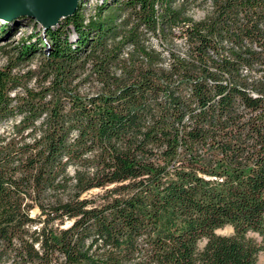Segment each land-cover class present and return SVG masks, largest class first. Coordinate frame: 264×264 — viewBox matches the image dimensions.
I'll return each instance as SVG.
<instances>
[{"label": "trees", "instance_id": "trees-1", "mask_svg": "<svg viewBox=\"0 0 264 264\" xmlns=\"http://www.w3.org/2000/svg\"><path fill=\"white\" fill-rule=\"evenodd\" d=\"M80 1L0 67V123L19 116L0 133V261L255 264L262 247L247 233L264 235V0H127L120 23L122 2L102 1L84 21ZM195 4L207 6L200 18L188 12ZM140 25L165 39L178 30L187 51L167 45L165 62ZM37 52L48 82L28 87L13 68ZM89 59L101 89L85 95L72 78ZM70 180L73 192L58 197ZM95 186L103 193L80 197ZM226 225L231 234L216 233Z\"/></svg>", "mask_w": 264, "mask_h": 264}, {"label": "rangeland", "instance_id": "rangeland-1", "mask_svg": "<svg viewBox=\"0 0 264 264\" xmlns=\"http://www.w3.org/2000/svg\"><path fill=\"white\" fill-rule=\"evenodd\" d=\"M102 1H105V0H81L80 1V4L83 6L84 21H86L90 15H94V13H96L97 5ZM106 1L122 2V4H120L119 6L121 8L117 9L119 11L118 12L119 16H117L116 18L117 23H120L122 18L130 16V10L128 8H125V5H124V1H127V0H106ZM206 7H207L206 4H204L203 6H197L196 4L191 5L190 8L188 9V12L194 18H200L204 14V9H206ZM62 19L63 18L61 17L58 20V22L54 25L62 23L61 21ZM0 23H5L6 25V30L0 36V46H1L0 48V67H3L9 64V61L11 59L13 60V57L15 56V53H16L14 46L19 43L21 38L25 37L30 32H34L35 30H39L40 28H43V27L41 23L36 21L34 18L28 17V16L22 17L20 15L11 16L10 18H7V19L0 17ZM67 30H69L70 39L73 40L75 38V33L73 31L72 26L68 25ZM138 31H140L141 36L145 40L146 44L154 47L157 50L163 51V57L165 59V62L168 61V57H167L168 55L165 50L167 45H169L171 48L181 53H184L187 51V42L185 41L183 36L179 35L178 30H176V32L173 34L166 35V39L165 37L160 36V35H155L150 31L146 32L145 28L141 25L139 26ZM146 37L148 38L145 39ZM117 39L118 38H116L115 41ZM44 41H46V38H44ZM127 49H128L127 47H124V51L121 55H126L125 51ZM42 60H43L42 53L37 52L30 58L20 62L16 67L13 68V72L19 76L22 83L26 84L28 87L37 88L39 87V85H41L40 83L48 82V80H45V82L43 80L44 71L40 68ZM111 68L116 69V62L115 64H112ZM116 71L119 72L118 69H116ZM73 77L74 78H72V84H75L77 86L76 88L77 91H79L82 94H85V95L92 94L101 89V83L99 79H97L95 65L91 62L90 59L84 62V64L77 67L76 73L74 74ZM18 89L22 91V88H18ZM18 117L19 116L17 115L15 117H12L10 119H7L1 122L0 123V133H4V134L11 133L12 123ZM67 172L68 174H73L74 167L71 165L68 166ZM73 182H74L73 180L68 181L67 184L64 185L63 189H60L58 193H56V195L58 197L65 198L66 196H68V194H71L73 192V186H72ZM103 191L104 189H101V187H98V186L91 187V189L83 192L80 197L95 198L98 195L102 194ZM53 195H50L49 198L53 199L54 198ZM38 210L39 209L37 207L32 208L31 215L32 216L36 215ZM69 223L70 221L66 220L61 225V227H65L69 225ZM232 231H233L232 227L229 225L216 229V233L226 234V235L231 234ZM247 236L254 238L255 241L262 247V249L259 251L257 255L255 264H264V235H260L256 232H248ZM204 243H205V240L199 241L198 247H202ZM0 264H15V262L12 261L11 258H7L4 261H0Z\"/></svg>", "mask_w": 264, "mask_h": 264}, {"label": "water", "instance_id": "water-1", "mask_svg": "<svg viewBox=\"0 0 264 264\" xmlns=\"http://www.w3.org/2000/svg\"><path fill=\"white\" fill-rule=\"evenodd\" d=\"M77 2L78 0H0V17L7 19L25 15L46 28L72 13Z\"/></svg>", "mask_w": 264, "mask_h": 264}]
</instances>
